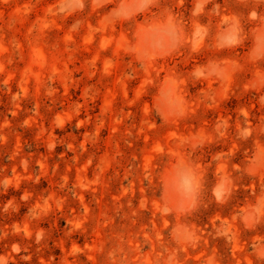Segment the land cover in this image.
Here are the masks:
<instances>
[{
  "label": "rangeland",
  "instance_id": "374dc122",
  "mask_svg": "<svg viewBox=\"0 0 264 264\" xmlns=\"http://www.w3.org/2000/svg\"><path fill=\"white\" fill-rule=\"evenodd\" d=\"M0 264H264V0H0Z\"/></svg>",
  "mask_w": 264,
  "mask_h": 264
},
{
  "label": "clouds",
  "instance_id": "9594fccd",
  "mask_svg": "<svg viewBox=\"0 0 264 264\" xmlns=\"http://www.w3.org/2000/svg\"><path fill=\"white\" fill-rule=\"evenodd\" d=\"M82 6V5H80ZM246 134V133H244ZM177 176H178V187L187 193H192L195 191L196 189V177L193 174V172L184 167V166H180L177 169Z\"/></svg>",
  "mask_w": 264,
  "mask_h": 264
}]
</instances>
